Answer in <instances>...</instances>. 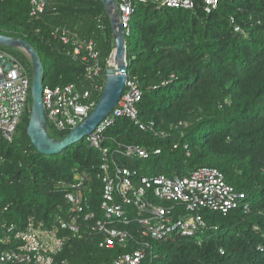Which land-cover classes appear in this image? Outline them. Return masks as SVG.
<instances>
[{
    "label": "trees",
    "instance_id": "obj_1",
    "mask_svg": "<svg viewBox=\"0 0 264 264\" xmlns=\"http://www.w3.org/2000/svg\"><path fill=\"white\" fill-rule=\"evenodd\" d=\"M32 8L31 0H0V34L23 38L36 49L45 87L81 84L87 73L88 64L73 57L74 41L64 42L56 28L76 31L83 23L81 38L97 41L108 68L115 41L103 0H50L40 17L31 15ZM130 25L128 74L143 91L139 118L154 122L158 134L118 117L106 130L104 145L113 152L147 149V159L114 157L150 175L188 176L199 167L218 168L246 194V205L227 213L200 210L211 226L201 241L189 236L151 240L146 264H264V0H221L211 13L201 2L194 9L137 2ZM14 55L32 79L27 54L17 49ZM31 110L32 95L26 124L22 119L14 140L0 134V250L14 246L17 240L7 244L5 238L14 239L30 218L50 227L59 214L66 216L61 185L77 174L88 175L91 207L103 217L100 151L85 138L59 154L40 153L27 133ZM48 127L57 138L68 133L58 136ZM66 234L58 264H112L132 250L103 248L99 235Z\"/></svg>",
    "mask_w": 264,
    "mask_h": 264
},
{
    "label": "built area",
    "instance_id": "obj_2",
    "mask_svg": "<svg viewBox=\"0 0 264 264\" xmlns=\"http://www.w3.org/2000/svg\"><path fill=\"white\" fill-rule=\"evenodd\" d=\"M50 0H31L33 17H40ZM221 0H116L119 21L125 35L130 34L131 15L137 2H151L158 8L194 9L198 2L211 13ZM100 28L104 29L103 25ZM236 30H240L239 27ZM64 42L74 41L73 57L88 64L85 82L54 88L45 87L44 107L51 126L58 132H70L81 124L94 110L98 96L106 82V69L101 62L98 43L94 38L73 37L65 28H56ZM108 67L110 62L108 61ZM88 83L89 86L86 84ZM32 79L25 64L13 53L0 50V134L12 142L17 129L30 107ZM143 91L136 78L129 76L123 96L112 112L87 136L91 147L102 156L101 205L103 217H97L90 203L91 185L88 175L77 174L72 182L62 183L68 203L66 216L59 214L48 227L30 218L25 229L14 239L5 238L14 246L0 250V264H58L56 256L63 251L71 233L77 237L100 236V246L117 245L132 250L124 252L112 264H146L151 240H167L177 236L195 237L211 226L200 213L201 209L227 213L246 205V194L229 184L218 168L203 166L188 176L150 175L143 169L121 165L114 155L149 157L145 148L128 146L113 150L104 145L106 130L118 117H127L144 131L158 134L155 123H144L139 118L138 103ZM163 134V133H162ZM156 149L155 153H160ZM128 225L130 229L121 227ZM60 264H70L62 261Z\"/></svg>",
    "mask_w": 264,
    "mask_h": 264
},
{
    "label": "water",
    "instance_id": "obj_3",
    "mask_svg": "<svg viewBox=\"0 0 264 264\" xmlns=\"http://www.w3.org/2000/svg\"><path fill=\"white\" fill-rule=\"evenodd\" d=\"M113 25L115 48L110 55V67L106 69V82L101 97L91 114L64 137L57 138L51 134L44 107L43 63L36 49L25 39L0 34V45L23 50L30 58L32 74V110L27 133L36 149L46 155L63 152L91 135L97 126L112 112L121 100L128 74V56L124 27L119 21L116 0H103ZM115 56L117 65L112 63Z\"/></svg>",
    "mask_w": 264,
    "mask_h": 264
},
{
    "label": "rangeland",
    "instance_id": "obj_4",
    "mask_svg": "<svg viewBox=\"0 0 264 264\" xmlns=\"http://www.w3.org/2000/svg\"><path fill=\"white\" fill-rule=\"evenodd\" d=\"M82 25H83V23L79 26V28L76 30V31H73V30H71L70 28H68L67 27V29L71 32V35L73 36V37H82V36H80V33H82ZM6 47V46H5ZM5 51H7V52H10V53H16V48H11V47H6V48H3ZM112 63L115 65V61H114V56H113V58H112ZM23 124L25 125L26 124V122H25V120H24V118H23ZM56 134L58 135V136H60V135H62L63 134V132H56Z\"/></svg>",
    "mask_w": 264,
    "mask_h": 264
},
{
    "label": "bare ground",
    "instance_id": "obj_5",
    "mask_svg": "<svg viewBox=\"0 0 264 264\" xmlns=\"http://www.w3.org/2000/svg\"><path fill=\"white\" fill-rule=\"evenodd\" d=\"M114 61H115V65H117L118 62L116 61L115 56H114Z\"/></svg>",
    "mask_w": 264,
    "mask_h": 264
}]
</instances>
